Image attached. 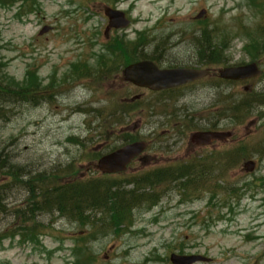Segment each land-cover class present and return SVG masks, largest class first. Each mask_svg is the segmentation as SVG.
<instances>
[{"label": "rangeland", "instance_id": "obj_1", "mask_svg": "<svg viewBox=\"0 0 264 264\" xmlns=\"http://www.w3.org/2000/svg\"><path fill=\"white\" fill-rule=\"evenodd\" d=\"M33 1L31 8L27 3L12 8L0 5L1 82L22 87L29 75L41 82L34 99L11 100L6 113L0 114V152L9 156L14 166L23 168L17 170L21 181L37 175L51 186L102 176L108 182L122 183L147 171L211 152L217 155L238 145L253 154L239 160L229 172L230 179L244 183L264 177V157L258 155L264 151L262 123L254 116L238 124L231 118L222 119L223 105L230 107L264 91V74L243 83L220 80L222 66L201 67L193 45L195 39L206 38L201 31L210 29V37L218 43L224 38L229 43L227 66L260 62L251 60L243 47L247 36L264 26V0ZM114 7L127 12L129 28L107 30L106 11ZM203 10L206 15L197 19ZM44 26L51 30L39 35ZM115 36L122 37L117 38L124 50L141 43L133 47L141 52L133 61L156 55L172 65L178 62L208 69L209 74L169 92L172 101H166L161 93L138 90L135 93H144L141 100L125 104L117 97L123 93V76L107 83L103 70L100 75L90 72L76 79L81 64L96 67L94 56L104 54L119 63L105 47ZM259 60L264 69V54ZM131 62H125L123 71ZM130 96L134 93L126 97ZM116 97L117 102L112 99ZM113 112L114 122L107 118ZM123 112L130 114V119H124ZM170 118L172 125H166ZM213 122L219 125L218 131L230 136L201 147L194 136ZM174 124L179 130L171 131ZM121 133H127L129 144L138 142V137L149 141L153 137V141L125 172L101 174L96 168L98 153L106 154L110 142L122 146L125 135ZM249 160L256 164L253 172L245 167ZM17 182L0 174L7 199L5 211L0 209V264H171L172 253L211 259L197 264H264V194H256L261 192L258 183L230 216L216 224L202 225L198 218L209 211L207 195L189 203L170 192L157 206L135 210L130 226L118 232H102L56 213H43L35 218V235L22 237L14 210L22 207L27 193Z\"/></svg>", "mask_w": 264, "mask_h": 264}, {"label": "trees", "instance_id": "obj_2", "mask_svg": "<svg viewBox=\"0 0 264 264\" xmlns=\"http://www.w3.org/2000/svg\"><path fill=\"white\" fill-rule=\"evenodd\" d=\"M33 2V0H0V5L12 8L17 3H27V7L31 8L33 5L35 6ZM258 4H260L259 1ZM262 19L264 20V17ZM201 32L206 34V38L204 40L195 39V44L193 43L201 67L227 66L229 63L226 54L228 41L225 42L224 38L218 43L210 37L212 32L210 29ZM254 33L255 35L247 36L248 41L244 44L243 50L251 60L262 62L259 59L264 54V26L256 28ZM117 37L107 42L105 47L110 52L121 53L114 56V59L119 60L120 63L111 61L104 54L93 55L96 67L91 69L88 63L81 64L76 70L80 72L78 74L76 72V79L86 77L90 72L100 75L103 70L106 76L107 74L112 75L114 72L117 73L121 62L125 65L126 61L138 59L141 52L133 47L141 43L135 42L131 46L124 47V50L119 44L121 41L118 40L122 37ZM142 59H149L158 63L164 62L166 67L187 66V64L178 62L176 65H172L171 61L163 60L161 56L156 55H144ZM40 83L39 78L33 75H29L28 81L22 87H16L15 84L8 82L5 84L0 80V114L6 113V108L11 100L30 102L34 99L36 93L40 92ZM111 115L112 121H117L114 119V112ZM250 116L257 118L264 129V91L254 92L252 96H246L230 107L223 105L222 119L225 121L231 118V121L238 124ZM112 126L113 124H110L111 128ZM218 126L214 122L212 124L207 123L205 130L218 131ZM138 139L143 140L139 137ZM116 147H112L111 150ZM218 153L216 155L211 152L209 155L207 154L208 156L193 157L181 163L169 164L144 172L131 178L130 181L127 179L122 183L108 182L101 176L89 179H72L68 181L69 183L48 186L43 183L44 178L37 175L27 181H21V176L18 175L17 170H23V168L14 166L11 158L0 152V174L18 179L19 182L17 183L21 184L17 185L24 187L27 193V198L22 207L14 210L16 218L20 222L19 230H22L20 233L22 237L35 235V218L38 214L43 213H56L61 217L68 218L71 222H76L79 226L97 227L95 229L102 232L112 229L118 232V229L130 226L132 213L135 210L151 209L157 206L162 198L170 192H176L181 202L189 203L200 200L204 195H207L206 207L209 211L198 218H200L202 225L203 223L216 224L234 212L235 206L240 205L246 192H251L252 185L260 184L261 192H256V194H264V177L254 178L244 183L232 181L229 177L230 170L239 164V160L252 155L253 152L246 151L244 146L238 145ZM101 155L98 153V158ZM258 155L264 157V151L258 152ZM61 173L63 172L61 171ZM128 185L131 187L129 188ZM4 187L0 186V209L2 211H5L7 200ZM262 201L264 202V196ZM28 223L33 224L32 228L24 227ZM2 236L0 235V238ZM80 249L78 248V251ZM183 252L184 249L180 251V253Z\"/></svg>", "mask_w": 264, "mask_h": 264}, {"label": "water", "instance_id": "obj_3", "mask_svg": "<svg viewBox=\"0 0 264 264\" xmlns=\"http://www.w3.org/2000/svg\"><path fill=\"white\" fill-rule=\"evenodd\" d=\"M206 12L201 11L198 18L205 16ZM109 19L108 29H125L130 21L125 13L119 10L110 9L106 12ZM49 26H45L39 32L43 35L50 31ZM257 63L252 62L240 66H226L219 70V78L228 81H245L261 75ZM208 72L198 68H171L160 69L152 61L144 60L127 66L123 76L125 81L136 86L150 90L160 91L175 88L206 77ZM230 136L226 132L201 131L195 134L194 141L202 146L210 145L213 141H225ZM147 147L146 142L138 141L125 145L116 151L102 156L97 162V169L103 174H116L124 172L133 159L141 155ZM248 172L255 168L253 161L245 164ZM171 264H197L209 263L210 258L200 254L184 255L172 253L169 257Z\"/></svg>", "mask_w": 264, "mask_h": 264}, {"label": "flooded vegetation", "instance_id": "obj_4", "mask_svg": "<svg viewBox=\"0 0 264 264\" xmlns=\"http://www.w3.org/2000/svg\"><path fill=\"white\" fill-rule=\"evenodd\" d=\"M117 54H121L120 52H118ZM163 63V62H162ZM124 66V64H120L119 65V67H118V70H119V72L115 75V76H107L106 77V79H107V83H110L111 81H115L116 79H118L120 76H122V71H123V67ZM121 79H122V77H121ZM124 82V81H123ZM197 82V81H196ZM195 82H193V83H190V84H188V85H192V84H194ZM188 85H184V86H181V87H176V88H171V89H167V90H162V91H159V92H153V91H151V90H148V89H144V88H139V87H137V86H134V85H132V84H130V83H127V82H125V84H124V86H123V88H122V91H123V93H121V94H117V97L118 96H121V99L119 100V101H121V102H123V103H125V104H128V103H130V102H134V101H139V100H141V98H142V95L144 94V93H140V94H137V93H135L136 91H141V90H143V91H145V92H152V93H154V94H158V93H161L162 94V96H164V97H166V98H168V93L169 92H172L173 90H178L179 88H182V87H187ZM125 90H126V92H125ZM130 93H134V96L133 97H126V96H128ZM117 97L116 98H112L115 102H117ZM166 101H172L170 98H168ZM166 103V102H165ZM125 104H122V105H125ZM157 104V103H156ZM123 114H124V119H125V117H126V119L128 120V119H130V114H128V113H124L123 112ZM171 114V113H170ZM170 114H168V115H170ZM107 118L108 119H112V115L111 114H109L108 116H107ZM166 121V120H165ZM172 118H170V120L168 119L167 121H166V125L167 124H170V125H172ZM110 124H112V123H109V127H110ZM126 123L124 122L123 123V125H125ZM113 127V126H112ZM179 126L177 125V124H174V126L172 127V129H171V131H173V129L174 130H179ZM125 134H127V133H121V135L123 136V135H125ZM133 137H136V136H134V135H132ZM152 137V136H151ZM135 139V138H134ZM123 144H122V146L123 145H125V144H129V143H131V142H129L128 141V138H127V135H125L124 136V138H123ZM136 141V140H135ZM153 141V137L151 138V140L149 141V142H152ZM107 152H106V154L107 153H110L112 150H111V148H112V145H111V142L107 145Z\"/></svg>", "mask_w": 264, "mask_h": 264}]
</instances>
